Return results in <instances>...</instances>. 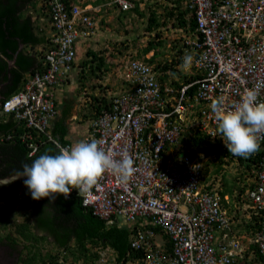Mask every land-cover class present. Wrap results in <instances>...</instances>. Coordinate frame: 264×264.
Wrapping results in <instances>:
<instances>
[{
  "label": "built area",
  "instance_id": "1",
  "mask_svg": "<svg viewBox=\"0 0 264 264\" xmlns=\"http://www.w3.org/2000/svg\"><path fill=\"white\" fill-rule=\"evenodd\" d=\"M187 1L197 17V34L187 41L193 78L173 89L138 60L123 66L124 89L90 121L82 141H103L117 158L126 152L134 172L126 184L105 172L82 204L109 224L122 223L120 217L133 224L131 245L143 252V264H264V156L244 191L248 219L240 229L241 220L230 216L213 183L204 180V160L191 159L182 142L194 129L223 140L211 110L218 98L231 109L246 89L260 85L258 102H264V0ZM52 6L43 69L4 106L38 128L56 114L53 84L63 81L78 45L94 33L87 6L70 13L61 1ZM257 142L264 148V134Z\"/></svg>",
  "mask_w": 264,
  "mask_h": 264
},
{
  "label": "trees",
  "instance_id": "2",
  "mask_svg": "<svg viewBox=\"0 0 264 264\" xmlns=\"http://www.w3.org/2000/svg\"><path fill=\"white\" fill-rule=\"evenodd\" d=\"M56 1H61L67 8L66 12L70 13V0ZM131 1L134 4L131 10L146 23L145 31L153 30L157 39L149 40L141 49L142 55L160 46L161 43L164 44L162 39H159L162 28L182 29L185 33H192L195 30L196 14L186 2L184 3V0ZM141 2H144L143 6L139 5ZM37 4L38 0H0V84L8 79V63L16 54L14 65L10 67V81L0 90V178L11 176L15 170L21 169L22 164L30 165L45 152L57 154L61 149L40 134L35 127L28 125L27 119L16 117L15 111L5 113L2 110V102L5 98L22 89L24 74H34L37 70L43 69L41 60L37 59L28 46H37L45 42L43 33L37 29L43 26L48 18L53 19V11L52 7L46 6L41 10ZM34 15L37 16L40 24L32 19ZM20 42L24 44L21 48ZM105 52V48H87L84 57L78 63L82 68V74L77 75L76 78L85 80L104 77L110 64L106 61ZM108 56L113 58L114 54L110 52ZM153 57L147 60L151 61ZM176 61L179 62L180 59ZM158 66L162 70L167 68L165 63ZM183 77L186 78L187 75ZM192 78L190 76L184 81L188 82ZM66 83H69L67 78L63 83L60 81L56 83L55 88L64 90ZM172 83V87H178V81L173 80ZM59 84L63 86L59 87ZM82 84L86 86L84 82ZM92 99V106L97 113L100 108L109 106V102L104 98L100 100V96L92 95ZM72 105V101H63L60 108L61 116L54 121L53 128L47 129L54 138L57 137V141L62 146L69 144L71 147L84 138V134L79 138L68 133L70 125H66L65 122L71 115ZM205 135L199 129L192 130V134L186 136L188 142L185 150L191 159L204 160L206 156L209 161L208 155H214L216 158L212 161L213 168L222 166L223 162L228 163L230 160L238 159L241 163L246 162V169L252 171L258 167L264 156V148L260 149V147L247 158L234 156L227 151L224 144L213 143L207 140ZM182 142L185 143V139H182ZM30 143L37 145L32 154H30L32 150ZM205 170L207 171L206 168ZM24 179L25 177L21 179L23 183ZM12 184L10 191H5L6 186H0V200L3 197L6 205L0 209V239L8 240L20 248L19 260L20 257L22 260L17 264H143V252L131 245L130 234L132 228L135 229L132 227L133 224H122L118 221L107 223L94 214L91 207L82 204V195L78 194V190L72 189L67 198L56 195L50 203L49 198L33 200L25 185L21 189L19 181ZM236 185L238 184L235 183L234 186ZM228 188L227 190L232 192V186L229 185ZM244 188V185H239V200ZM15 208H18L16 215L13 213ZM18 217H24L23 223H17ZM141 221L139 219L138 223ZM144 227L154 226L148 224ZM35 230L41 231L42 234L38 235ZM107 252L114 256L113 263L107 257ZM103 258H106L104 262H102ZM243 264L249 263L246 260Z\"/></svg>",
  "mask_w": 264,
  "mask_h": 264
},
{
  "label": "clouds",
  "instance_id": "3",
  "mask_svg": "<svg viewBox=\"0 0 264 264\" xmlns=\"http://www.w3.org/2000/svg\"><path fill=\"white\" fill-rule=\"evenodd\" d=\"M55 1L56 0H38V2H40L39 7L41 8V10L44 6L52 7L53 11L52 5ZM126 1L129 4L127 7H123L116 0H70L69 5L71 7L78 6L80 8H84L85 6H87V10L85 12L92 17L94 23V33L92 34L91 39L87 40L89 42H92V44L86 45V49H84L82 53L83 56H80L78 47L77 57L72 63L71 69L63 78V81H65L66 78L67 80H69V83H66L67 86H70V78L73 77L74 74L75 76L80 74L82 68L79 67L78 63L79 60L84 57V52L87 51V48L93 47L92 45L93 43H95V41L102 40L100 37L104 33V25H108L110 21V18L107 19V17H110V15L105 16L102 11L108 13L112 7L114 9V11L112 12L114 13H116L115 11H117L118 14L122 15L132 14V16L129 18L133 17V13L135 12L131 9L134 7V4L131 0ZM185 2L187 3L188 1L184 0V3ZM139 5L143 6L144 2H141ZM32 19L36 22L38 21L36 15L32 16ZM51 22H53V19L51 20L50 18H48L47 22L37 29L40 30V33H43L45 42L37 46H28V49L35 53L39 61L43 57L47 42H49L50 33L52 31L50 25ZM167 29H170L173 32L179 34L178 39L180 41V43L175 44H172L171 42L167 43V45L169 46V54H163L165 46L161 43L160 46L152 48L145 55H142L141 51L137 50L134 55H129L125 60L119 61V59L117 58V60H114V53L113 58L107 57L106 61L110 62L108 70H113L117 79L113 81L114 84L112 85L116 87V90H114L113 87L109 88L108 90H106L105 94L100 95V100L104 98L105 101L109 102L110 98H112L114 94L122 92L126 85V81L122 78V68H124L123 66L132 60H138L143 64L149 66L151 70L158 75L157 78L159 79V83L161 85L167 84L171 86L173 84V80H176L179 83V87L181 83L186 82L184 81L185 79L188 80L190 76L192 77V74L194 72V55L187 41L193 40L195 38V35L197 34V17L196 27L194 32L192 33H185V31H182V29L174 30L172 28H162V31ZM142 30H144V35L148 36V39L144 44L145 47L148 44L149 40L153 38L156 39V37L153 30L150 32L145 31V29L143 28ZM23 46L24 44L20 42V48ZM152 57L153 60H147L152 59ZM177 59H180V61L177 62ZM162 63H165L167 66V68L164 70H162L158 66V64ZM110 67L114 68L110 69ZM75 69H77L76 73H74ZM36 72H38V70ZM34 74H24V85L22 89L14 92L9 97L5 98V100L2 102L3 112H7L4 110L6 101H8L15 94L20 93V91L24 89L27 79ZM183 75H187V77L185 78L183 77ZM63 81H61V83H63ZM106 82V87L112 84L109 81ZM58 86L61 87L63 86V84H59ZM178 87L172 88L177 89ZM260 87V85H257L253 89H246L240 101L234 103L231 109H226L224 107V101L222 98L214 100L211 104V110L214 113V118L217 125L216 131L218 135L223 139L222 141H224V143L221 140L210 141L213 143L224 144L227 148V151L232 153L234 156L247 158L251 154L255 153L259 148V144L257 142L258 137L261 134H264V102H258ZM82 88L85 94L87 92V87L83 86ZM82 88L79 89V91L82 90ZM52 90L54 94L56 114L50 117L48 121L44 123V125H42L40 128L33 125L32 126L35 127L39 131V133L44 135L49 141L55 143L53 140L57 141V137L54 138L50 133V130L47 129L53 128L54 121L61 116L60 108H62L63 102L59 100L60 95L62 96V98H64V100L72 101L73 105L75 103L78 105L79 101L77 97H74V95H72L73 90L71 89V86L69 91H65L61 88L56 89L55 84H53ZM57 93L59 95L58 97ZM92 100L93 99L91 97L88 103L87 101L83 103L82 107L76 106L77 109H80V111H78V115H76V117L71 120L78 123V125H75V123L71 122V124L75 125L74 127H81V129L83 127L80 124L84 125V123L87 121L88 125H86L85 130L83 128L82 134L86 133L87 129L89 128L90 121L94 117H96L97 114L104 108H100V111L97 113V111H95L92 106ZM108 105H110V102ZM108 107L109 106L105 108L107 109ZM73 112L71 113V115L73 114ZM85 112L86 115H84ZM71 115L68 116L67 121L65 122L66 125L67 122H70L69 120L71 118ZM205 136L207 137V140H209L208 135ZM102 145L103 141L94 139L91 142H77L70 148H61L57 154H49L48 152H45L44 154L36 158L30 165L22 164L21 169L15 170L10 178L0 181V183L7 184L11 180H13L14 182L19 181L20 187L23 184L27 187L33 200L38 201L42 198H49L50 203L55 199L56 195H63L65 198H67L72 189L78 190L79 195H86L92 189V187L97 184L99 178L105 172L111 173L119 180L120 183L126 184L130 180L134 172L133 159L126 152L121 153L117 158V155L115 153H113L112 151H106ZM30 146H32V150L30 152V154H32L35 152L37 145L30 143ZM204 168H206V164L204 165ZM204 174V180L213 183V188L217 191L220 197L221 205L228 211L230 216H232L234 219L237 218V220H241L238 223L237 228L239 227L240 229H243L246 224L245 221H247L248 219L247 213L244 210V207L246 205V200L244 199V191L246 190L248 184H250L251 179L248 184H243L245 188L240 195V197L242 196V199L239 200V190L235 191L231 188V192L230 190H227L229 189L228 186H225L224 189L226 190H224L218 185L220 180L215 183L214 181H216V177L209 179L210 175L206 174L205 169ZM22 177H25L24 183L23 181H21ZM223 191L226 192L222 193ZM16 221L17 223H23L24 217H18L16 218ZM34 227L35 226H32V228ZM40 234H42L41 231ZM45 244L47 245V243ZM107 255V257L113 263L114 256H112L111 253H108ZM105 259L106 258H103L102 262H104ZM65 262L69 263L66 260Z\"/></svg>",
  "mask_w": 264,
  "mask_h": 264
},
{
  "label": "rangeland",
  "instance_id": "4",
  "mask_svg": "<svg viewBox=\"0 0 264 264\" xmlns=\"http://www.w3.org/2000/svg\"><path fill=\"white\" fill-rule=\"evenodd\" d=\"M37 6H40V2H38ZM112 11H114L112 7L108 13H105L104 11H102V13L105 16L110 15V17H107V19L110 18V21L108 25H104V33L100 37L102 40L95 41V43H93L92 46L94 49H104L105 48L106 50L105 55H107V57L109 58L111 57L108 56V54L112 52L115 54L114 60H117V59H119V61L125 60L129 55H134L137 50L141 51L140 49L144 47V44L146 43L148 39V36L144 35V30H142V28L145 29V23L143 22L141 17L135 13H133L134 15L132 18H129L132 16V14L122 15V14H118L117 11H115L116 13ZM178 37H179V34H177L176 32H173L170 29L163 30L161 32L160 38L164 42V46H165L163 54L168 53L169 51L168 50L169 46L167 45L168 42H171L173 44L175 40L176 43H180ZM87 44L91 45L92 42L85 41L84 43H81L78 45L80 56L81 55L83 56L82 53H83V50L86 49ZM113 68L114 67H110V69H113ZM76 71L77 69H75L74 73H76ZM80 74L82 73L80 72ZM76 77L78 76H75L74 74V76L70 78L71 84L69 85L71 86V89L73 90L72 95L78 98L79 104L77 105L75 103L78 107H82L83 103L86 101L88 103L92 95L100 96L101 94H105L106 90H108L111 87H113V89L116 90V87L112 86L114 84L113 81L117 80L115 77V72L113 70H106L104 77H98V78L95 77V78H89V79L86 78L85 80H82L79 78L77 79ZM106 81H109L112 84L106 87V83H107ZM82 82H84L87 87L86 88L87 92L85 94L82 88V84H81ZM70 86H67L66 89L64 88V90L69 91ZM81 88L82 90L79 91V89ZM84 126H86V122L84 123ZM82 131H83V128H82ZM82 131H80L77 134V137L79 138L82 137L83 135ZM187 142L188 141L186 139L185 143ZM204 158H205L204 161H205L206 169H207L206 174L210 175L209 179L216 177V181H214L215 183L218 180H220L218 185L222 189H224L225 186L231 185L232 188L235 191H237L239 190V185L242 186L244 183L248 184L250 179L252 178V171L246 169V162L241 163L238 159H234V160H230L228 163L223 162L221 164L222 166L220 167L213 168L212 161H214L216 157L214 155H209V158H210L209 161H207L208 158L206 156H204ZM222 158L224 157L222 156ZM225 160H229V159L225 158ZM235 183L238 185L234 186ZM22 188H24V184L21 186V189ZM240 198L242 199V196ZM0 209H3L2 204H0ZM17 209L15 208L14 211L16 212ZM15 212H13L14 215L17 214V212L16 213ZM119 219L122 220V224H127V222L123 221L124 220L123 217H120ZM47 246L48 245H46V247Z\"/></svg>",
  "mask_w": 264,
  "mask_h": 264
},
{
  "label": "flooded vegetation",
  "instance_id": "5",
  "mask_svg": "<svg viewBox=\"0 0 264 264\" xmlns=\"http://www.w3.org/2000/svg\"><path fill=\"white\" fill-rule=\"evenodd\" d=\"M11 177L10 175L4 176L0 178V181L5 180L6 178ZM14 181L11 180L7 184L0 183V186H6L5 191H10L11 188L13 187ZM2 196V194H1ZM3 198V197H2ZM1 198L0 204H2L3 208L6 206L4 200ZM5 215V214H4ZM35 232L39 235L40 231L35 230ZM19 256H21V251L20 248L15 245H13L12 242L5 240V239H0V264H17L19 260Z\"/></svg>",
  "mask_w": 264,
  "mask_h": 264
},
{
  "label": "crops",
  "instance_id": "6",
  "mask_svg": "<svg viewBox=\"0 0 264 264\" xmlns=\"http://www.w3.org/2000/svg\"><path fill=\"white\" fill-rule=\"evenodd\" d=\"M59 95H58V93H57V97H58ZM59 100L61 101V102H63V101H66V100H64V98H62V96L60 95V97H59ZM68 101V100H67ZM77 105L76 104H74L73 106H72V110H71V113L73 112V114L71 115V118H70V122H67V124H70V126H69V130H68V133H69V135H72L73 137L74 136H77V134L82 130L81 129V127H78V128H76V127H74L75 125H78V123L77 122H74V121H71V120H73L75 117H76V115H78V111H79V109H77V107H76ZM79 118V117H78ZM84 118V117H83ZM80 119V118H79ZM71 122H73V123H75V125H73V124H71ZM83 128H84V130H85V127L86 126H84L83 124H80ZM86 125H88V123H87V121H86ZM82 133H83V131H82Z\"/></svg>",
  "mask_w": 264,
  "mask_h": 264
},
{
  "label": "water",
  "instance_id": "7",
  "mask_svg": "<svg viewBox=\"0 0 264 264\" xmlns=\"http://www.w3.org/2000/svg\"><path fill=\"white\" fill-rule=\"evenodd\" d=\"M15 59H16V54H14L13 59L10 60L9 63H8V69H7V72H8V79H7L5 82H3V83L0 84V90H1V89H2L7 83H9V81H10V75H9V73H10V67L14 65ZM9 178H10V177H9ZM6 179H7V178H6Z\"/></svg>",
  "mask_w": 264,
  "mask_h": 264
}]
</instances>
